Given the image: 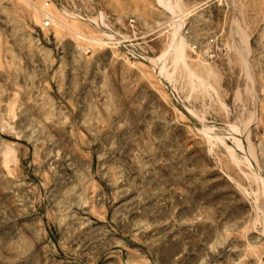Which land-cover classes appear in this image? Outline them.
Instances as JSON below:
<instances>
[{
  "label": "rangeland",
  "instance_id": "obj_1",
  "mask_svg": "<svg viewBox=\"0 0 264 264\" xmlns=\"http://www.w3.org/2000/svg\"><path fill=\"white\" fill-rule=\"evenodd\" d=\"M0 264H264V0H0Z\"/></svg>",
  "mask_w": 264,
  "mask_h": 264
},
{
  "label": "built area",
  "instance_id": "obj_2",
  "mask_svg": "<svg viewBox=\"0 0 264 264\" xmlns=\"http://www.w3.org/2000/svg\"><path fill=\"white\" fill-rule=\"evenodd\" d=\"M93 23L98 25L95 22ZM153 30L154 28L152 27V24L149 23L148 26L142 25L141 21L138 20L134 14H131L126 17V21L121 24L119 28L114 29L113 32L119 31L118 33H114L116 43L108 44L115 45L117 49L128 59L139 61L143 60L148 62L147 40L145 39L150 36ZM183 32L184 35L189 38V42L192 43L194 49L196 48L195 50L198 51V49H207L211 54L209 42H211L212 37L197 40L194 38V35L189 32V29H184Z\"/></svg>",
  "mask_w": 264,
  "mask_h": 264
},
{
  "label": "bare ground",
  "instance_id": "obj_3",
  "mask_svg": "<svg viewBox=\"0 0 264 264\" xmlns=\"http://www.w3.org/2000/svg\"><path fill=\"white\" fill-rule=\"evenodd\" d=\"M41 4H42V2H41ZM170 6V5H169ZM38 8V7H37ZM36 9V8H35ZM34 9V10H35ZM54 9V8H53ZM33 10V11H34ZM36 10H42V9H36ZM55 11V10H54ZM33 13H35V12H33ZM57 13L58 12H56V15H57ZM45 14V13H44ZM46 15V14H45ZM52 16V15H51ZM51 16L50 15H48V13H47V15L45 16V23L43 22V24H45V25H48V20H49V24H51V22H55V24L57 23L58 25H57V27L58 26H60V27H64V29L65 30H67V31H69L72 35H74V37L75 38H77V39H81V40H84V39H86L87 41H89L88 39H90V37L88 36H86V35H84L83 33H81L80 31H78V30H74V28H75V25H73L74 26V28H70L65 22H64V18L58 13V17H56V19L54 18V16L51 18ZM135 16V15H134ZM34 17L37 19V21L40 19V15L39 14H37V13H35L34 14ZM57 18L59 19V21H57ZM102 19V18H101ZM138 19V18H137ZM59 28V27H58ZM111 31H112V34H107L108 36H105L106 38H105V41L104 40H102V39H97V38H92L91 40H90V42L92 43V44H107V43H111V44H114V43H116L115 42V36H114V33H118L119 31H115V32H113L114 30L113 29H111ZM174 34V33H173ZM178 38V37H177ZM181 39V38H180ZM179 39V40H180ZM85 40V41H86ZM177 43V42H176ZM176 43H174V45H172L171 46V53L172 52H175L174 53V58H176V55L175 54H177L178 55V57H179V59L178 60H176V62L177 61H180V59L181 60H183L184 59V57H185V52H184V47H186L183 43H182V41H178V43L176 44ZM115 46V45H114ZM116 47V46H115ZM189 47V46H188ZM87 48V47H86ZM117 48V47H116ZM169 50V49H168ZM168 52V51H167ZM170 52V51H169ZM170 53V54H171ZM169 54V55H170ZM123 55V54H122ZM162 55H164V54H162ZM124 56V55H123ZM167 56V55H166ZM165 56V57H166ZM125 57V56H124ZM174 58L172 59V60H174ZM240 59V58H239ZM165 61V59L163 58V57H160V58H158L156 61L159 63V62H162V61ZM171 59H169V61H170ZM171 60V61H172ZM169 62V64H171L172 62ZM173 62H175V61H173ZM200 63V62H199ZM160 64H162V63H160ZM169 64H167V65H169ZM173 64V63H172ZM175 64V63H174ZM170 67V66H169ZM203 67V66H202ZM167 68V67H166ZM177 69V68H176ZM206 70V72H207V75H209L210 73H211V68L209 69V67H206L205 68ZM178 70H179V68H178ZM184 70V69H183ZM189 71H191L190 69L188 70V71H186L187 72V74L189 73ZM193 72V71H192ZM191 72V73H192ZM168 73V72H167ZM170 73V72H169ZM174 74H175V72H173ZM172 73V74H173ZM190 73V74H191ZM177 74V73H176ZM179 74V73H178ZM184 74V73H183ZM170 75V74H169ZM193 75V74H192ZM197 75V74H196ZM206 75V77H208ZM173 76V75H172ZM179 77V76H178ZM172 78V77H171ZM192 79V78H191ZM190 79V80H191ZM204 79V78H203ZM207 79V78H206ZM173 80H174V78H173ZM205 80V79H204ZM174 81H176V80H174ZM194 81V80H193ZM201 81H203V80H201ZM201 81H199L200 83H201ZM192 82V81H191ZM204 82V81H203ZM174 83V82H173ZM189 83H190V81H189ZM194 83V82H193ZM198 83V82H197ZM205 83V82H204ZM197 85V84H196ZM199 85V84H198ZM194 86V85H193ZM197 87V86H196ZM233 137V136H232ZM229 147V146H228ZM263 209V208H262ZM236 255V254H235Z\"/></svg>",
  "mask_w": 264,
  "mask_h": 264
}]
</instances>
